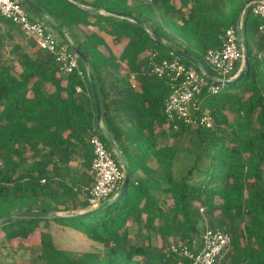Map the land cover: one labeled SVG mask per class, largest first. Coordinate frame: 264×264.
<instances>
[{
	"label": "trees",
	"instance_id": "16d2710c",
	"mask_svg": "<svg viewBox=\"0 0 264 264\" xmlns=\"http://www.w3.org/2000/svg\"><path fill=\"white\" fill-rule=\"evenodd\" d=\"M32 1L55 17L93 66L102 119L124 153L131 180L114 203L95 213L79 214L92 210L80 200V186L92 185L95 179L92 171L76 178L69 164L80 157L83 167L91 170L89 131L94 126L107 143L99 128L86 66L78 58L89 97L76 90L84 85L80 76L62 74L51 54L35 50V43L30 45L33 53L26 50L29 46L12 44L13 32L20 28L0 16V218L33 210L67 212L3 224L4 238L21 242L39 230L40 246L28 248L38 251L31 264H177L178 256L169 247L178 242L193 248L200 244L201 208H205L211 226L232 236L233 248L223 264H264V36L258 31L264 21L253 14L255 3L241 18L250 50L247 71L217 94L204 91L198 98L201 111H209L214 118L217 128L212 130L169 121L165 102L171 83L151 74L148 64L153 52L168 59L178 55L127 16L151 26L169 44L208 67L204 54L221 46L220 36L238 24L247 0L85 3L106 14L84 13L67 0H42L44 5ZM110 37L126 40L118 57L107 41ZM9 46L17 56V51L24 50L18 57L20 72L1 62ZM123 62L130 68L135 65L138 85L131 84L130 74L114 78ZM105 74L113 77L109 88ZM48 84L51 90L45 89ZM241 90L245 95L236 94ZM122 110L131 114L128 131L117 123L116 113ZM107 147L120 164L108 143ZM183 154L194 155L200 165L208 162L203 180H193L197 166L176 177L175 159ZM51 222L83 233L101 244L104 254L76 255L57 247Z\"/></svg>",
	"mask_w": 264,
	"mask_h": 264
},
{
	"label": "built area",
	"instance_id": "2783aa9c",
	"mask_svg": "<svg viewBox=\"0 0 264 264\" xmlns=\"http://www.w3.org/2000/svg\"><path fill=\"white\" fill-rule=\"evenodd\" d=\"M72 1L90 7L85 3L92 0ZM27 8L18 0H0V16L13 21L38 48L51 54L62 74L76 72L86 84V74L80 65L79 57L58 37L50 24L30 17ZM252 12L264 21V0L255 2ZM258 31L264 36V22ZM242 37L241 19L236 26L228 28L220 36L222 41L220 47L211 48L204 54V61L214 73L215 80L210 79L203 71L201 73L194 67H188L181 61L179 55L168 59L159 57V52L151 53L148 64L151 74L169 79L172 86V91L165 102V112L169 121L199 125L212 130L217 128L212 114L207 110L201 111L198 98L204 91L208 94H217L227 81L238 77L245 65ZM238 63L240 67L237 69ZM76 90L83 92L84 88L78 85ZM89 140L93 147L91 171L95 181L92 185L80 186L79 198L93 209L116 195L122 184L124 172L121 164L107 147V143L101 138L97 126L89 131ZM201 213L203 232L200 244L193 248L187 243L178 242L172 243L169 247V251L178 256L177 264H223L232 251V236L220 228L211 226L205 208H201Z\"/></svg>",
	"mask_w": 264,
	"mask_h": 264
},
{
	"label": "rangeland",
	"instance_id": "374dc122",
	"mask_svg": "<svg viewBox=\"0 0 264 264\" xmlns=\"http://www.w3.org/2000/svg\"><path fill=\"white\" fill-rule=\"evenodd\" d=\"M37 2L41 5L43 4L42 0H37ZM27 11L33 19L42 20L47 22V18L38 14L37 12L33 11L30 8H27ZM14 39L11 41V43L17 42V44H21L22 46H29L26 48L30 53H33L35 50H38L40 48L35 45V50L30 46L31 43H34L28 36H26L21 30L14 31ZM23 43V44H22ZM11 46L6 48L4 50L2 55L3 64L8 65L13 70L20 72L22 70V67L20 65V61L18 59L19 54H22L24 52L23 49H20L17 51V54L11 53L10 51ZM237 95H243L244 92L241 90ZM245 95V94H244ZM229 116L231 118H234L233 113H229ZM176 161V168H175V175L178 178H181L185 176L193 167L197 166L198 169H195L193 172V180H203L204 179V170L208 166V162L204 161L203 163L197 164L196 157L192 154H183L177 157ZM78 165L77 162H74L72 166ZM107 201H104L100 204H98L93 209L99 208L102 204L106 203ZM62 214V213H61ZM63 214H67V212H64ZM209 221H211L210 216L206 214ZM52 226V234L54 243L57 247L70 250L76 255H80L86 252H98L99 254H104L103 246L97 242H94L92 240H89L83 233L69 228V227H60L55 222H51ZM202 227V222H201ZM136 230V229H135ZM134 230V232H135ZM134 232L132 231V237L134 236ZM147 233L145 232V235ZM142 238H144V236ZM134 238V237H133ZM155 238V237H154ZM139 239V238H138ZM146 240V239H145ZM156 241V240H155ZM40 246V234L39 230L32 234V236L28 240H22L21 242L18 241H12L9 242L4 238V234L0 232V261L4 264H31L32 260L35 258L36 253L38 252L36 249L30 250L28 248H38ZM136 258L141 259V256H136Z\"/></svg>",
	"mask_w": 264,
	"mask_h": 264
},
{
	"label": "water",
	"instance_id": "95a60500",
	"mask_svg": "<svg viewBox=\"0 0 264 264\" xmlns=\"http://www.w3.org/2000/svg\"><path fill=\"white\" fill-rule=\"evenodd\" d=\"M18 1H20L21 3L26 5L28 8L32 9L33 11L37 12L38 14L46 17L48 19V22L50 23L51 27L54 29V31L61 37V39L69 46V48L81 59V61L86 66L88 79H89L90 86H91L92 93H93V98H94V103H95V108H96L97 119H98L99 126H100V131H101L102 135L104 136L105 140L107 141V143L110 145V147L113 149L114 153L116 154V156H117V158H118V160H119V162L123 168V172H124V178H123L122 184L120 186L119 193L117 194V196L115 198H113L112 200L107 201L106 203L102 204L97 209H92V210H89L86 212H80L79 214H90V213L98 212V211L104 209L105 207H107L108 205L114 203L124 193L126 187L128 186L129 181L131 180V171H130L129 165L125 159L124 153L120 149V147L117 144V142L115 141L114 137L102 125V104H101L99 88H98V84L96 81L93 66L91 65V63L89 62L87 57L82 53L80 48L69 38V36L67 35V33L65 32L63 27L57 22V20L55 19V17L53 15L44 11L42 8H40L32 0H18ZM67 1L70 4H72L76 9H78L84 13L97 14L100 12H105V10H103L101 8L86 7V6H83V5L78 4L76 2H73L72 0H67ZM257 1H262V0H247L244 3V5L242 6V9H241V12H240V19L239 20H241L242 15L245 12V9L250 4L255 3ZM127 18H129L133 22H136L137 24H139L140 26H142L143 28L148 30L161 44L168 47L172 52L176 53L177 55H179V56L187 59L191 63H193L196 67L201 69L210 79L215 80L214 73L203 62H201L200 60H198L194 56L190 55L189 53L185 52L184 50H181V49L169 44L159 33L154 31V29L151 26L145 24L144 22H142L138 18H136L134 16H132V17L127 16ZM241 44H242L243 50H244V63H245V65H244V68L242 69V71L240 72V74L238 75L237 78H240L241 76H243L245 74V72L247 71L248 62L250 59V50H249L248 41L244 36L242 37ZM237 78H235L234 80H231V81H227V84L234 83ZM56 216H64V215L59 214L55 211H51V210L24 211V212L11 214L10 216L4 217V218H0V226L3 224H6V223L20 221V220H24V219L53 218Z\"/></svg>",
	"mask_w": 264,
	"mask_h": 264
},
{
	"label": "crops",
	"instance_id": "0c3cea01",
	"mask_svg": "<svg viewBox=\"0 0 264 264\" xmlns=\"http://www.w3.org/2000/svg\"><path fill=\"white\" fill-rule=\"evenodd\" d=\"M93 8V7H91ZM100 14H106V12H100ZM90 28V27H88ZM6 27L3 26V30H5ZM91 29V28H90ZM70 38V37H69ZM71 39V38H70ZM110 47L112 48L113 50V53L116 57L120 56L122 50H123V47L124 45L126 44V40H121V41H114L113 38H108L107 39ZM23 44V43H22ZM23 47H25V45H23ZM120 69L115 72V75H114V78H118V77H124L128 74H130V82L131 84L134 86V85H138L139 84V80H138V77L136 76L135 72H134V67H128L127 64L125 62L123 63H120ZM138 75V74H137ZM106 76V86L109 88L111 86V83H112V79L113 77L112 76H108L107 74H105ZM63 86L66 85V81H63ZM83 88H84V93L89 97L90 96V91L88 89V85L87 84H84L83 85ZM46 90H51L52 89V85L48 84L47 87H45ZM80 93V92H79ZM118 93V91H116V94ZM32 95V93H30V96ZM115 96V95H114ZM117 96V95H116ZM118 97H116L117 99ZM113 112L115 113V110L113 109ZM117 114V123H119V127L122 129V130H125V131H128L130 127H132V124L130 123L129 121V116H131V114H126V112L124 110L122 111H119L116 113ZM102 125L106 128V125H105V122L103 121L102 119ZM107 129V128H106ZM156 132H160V127L158 126L156 128ZM160 141V140H158ZM136 144V143H135ZM160 144V143H159ZM137 145V144H136ZM178 158L175 159V165H174V169L176 168L177 164H176V161H177ZM74 162H77L78 165L76 166H72V164ZM82 158L78 157L77 160H74L72 162H70L69 166L71 167V172L73 174V176H75L76 178H79V177H82V176H85L86 175H91V170H86L83 165H82ZM151 164H153V166H155L154 163L151 162ZM65 211H61L59 214L62 213V215H67V214H63ZM60 227H63V226H60Z\"/></svg>",
	"mask_w": 264,
	"mask_h": 264
}]
</instances>
